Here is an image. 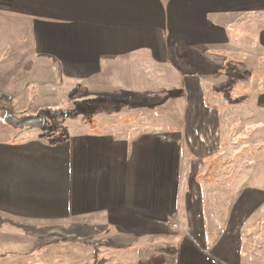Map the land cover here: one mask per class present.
Returning <instances> with one entry per match:
<instances>
[{"label":"crops","instance_id":"obj_1","mask_svg":"<svg viewBox=\"0 0 264 264\" xmlns=\"http://www.w3.org/2000/svg\"><path fill=\"white\" fill-rule=\"evenodd\" d=\"M0 14L30 24L34 53L81 82L79 112L105 114L86 126L66 109L62 135L12 128L0 214L78 242L68 264H264V140L247 134L249 113L264 129V79L249 74L264 71V0H0ZM161 112L178 120L169 136L153 129Z\"/></svg>","mask_w":264,"mask_h":264},{"label":"rangeland","instance_id":"obj_2","mask_svg":"<svg viewBox=\"0 0 264 264\" xmlns=\"http://www.w3.org/2000/svg\"><path fill=\"white\" fill-rule=\"evenodd\" d=\"M25 22L24 20H20V18L0 14V140L5 141L17 137L14 135L16 132L12 130V128L16 129V127H11L7 123V116L10 117V121L19 120L20 118L36 119L37 125L42 126L48 132L53 131V133L62 135L67 123L66 115L70 114L65 113V110L74 109V114H70L69 118H67L68 122L70 119L71 121H76L74 120L76 118L77 122H84L86 126L94 125L97 127L100 119L105 117V114L102 116L97 112H79L82 106L80 100L84 98L81 96V82H66L61 80L63 75L59 69L54 68L53 64L50 66L47 63L46 56L34 53L32 37L29 32L31 26ZM19 62L20 64H18ZM251 63L249 65L250 77L254 75L255 78L264 79V71L257 70V65L253 62ZM227 68L229 70L230 67ZM239 69V65H233L231 72L238 73L240 72ZM258 71L260 75H256ZM232 83L236 87L235 84H239L240 82L239 80H234ZM234 96L236 97V95ZM105 99V97H101L96 99L95 102ZM165 99L163 97H155L153 98V104L160 103V100ZM168 100L171 101L172 99L168 98ZM112 104H110V108ZM104 106L105 104H101L99 107L104 108ZM37 107L41 109L35 112ZM155 109L157 110L159 107L154 106ZM72 115L74 118H70ZM232 115L233 127L231 133L234 139L238 138L232 142L230 140V148L234 155L244 147L240 138L241 136H245L246 128L241 126L240 123L241 116L243 115L241 112H236ZM155 116H160L158 120L161 124H154L153 129H156L154 131L166 133L169 136L176 130L178 120L174 114H171L170 117L166 112L154 113L153 119H157ZM248 116V140H264V136L262 137L264 129H261L260 125L259 129H257V114L249 113ZM162 119L163 121H161ZM17 130H20V128H17ZM186 131L185 139L189 143L188 146L191 147L190 152H196L197 154L204 152L203 148L207 140H198L201 139L198 130H194V136L190 135L191 130L189 133L188 130ZM189 135L191 138L187 140ZM200 141L201 143L198 147L197 142ZM216 143H218L217 140ZM195 145L198 149L194 148ZM250 146L255 152L256 148L253 145ZM221 147L223 148L224 146L219 145L218 151H221ZM188 163L191 165V160ZM240 163L239 160L234 161V164H237L238 167ZM192 164V170L198 168L200 165L198 162ZM190 181H192V176ZM20 236L24 239L22 241L23 246H20ZM77 244L79 243L72 240L46 235L42 227L39 229L28 224H20V221L0 214V264H68L66 250L76 247ZM79 247L82 248L80 245ZM88 250L91 256L93 255V261H97L99 249L90 245ZM11 261L14 262L10 263Z\"/></svg>","mask_w":264,"mask_h":264},{"label":"trees","instance_id":"obj_3","mask_svg":"<svg viewBox=\"0 0 264 264\" xmlns=\"http://www.w3.org/2000/svg\"><path fill=\"white\" fill-rule=\"evenodd\" d=\"M6 119H8L7 120V123L9 124V125H11V126H13L14 128L16 127V128H21V127H23V126H35V125H37L38 124V122H36L34 119H32V118H28V119H16V120H11L10 121V117L9 116H7L6 117ZM9 121V122H8ZM35 121V122H34Z\"/></svg>","mask_w":264,"mask_h":264},{"label":"built area","instance_id":"obj_4","mask_svg":"<svg viewBox=\"0 0 264 264\" xmlns=\"http://www.w3.org/2000/svg\"><path fill=\"white\" fill-rule=\"evenodd\" d=\"M172 227H177V225H172Z\"/></svg>","mask_w":264,"mask_h":264}]
</instances>
